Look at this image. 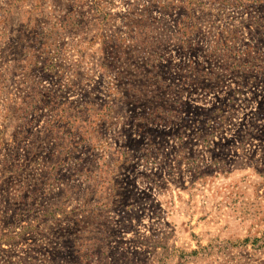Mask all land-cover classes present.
I'll list each match as a JSON object with an SVG mask.
<instances>
[{
	"label": "rangeland",
	"instance_id": "obj_1",
	"mask_svg": "<svg viewBox=\"0 0 264 264\" xmlns=\"http://www.w3.org/2000/svg\"><path fill=\"white\" fill-rule=\"evenodd\" d=\"M0 264H264V0H0Z\"/></svg>",
	"mask_w": 264,
	"mask_h": 264
}]
</instances>
